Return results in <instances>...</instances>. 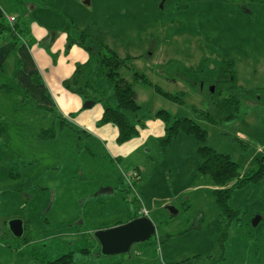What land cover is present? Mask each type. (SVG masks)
I'll return each instance as SVG.
<instances>
[{"label":"rangeland","instance_id":"obj_1","mask_svg":"<svg viewBox=\"0 0 264 264\" xmlns=\"http://www.w3.org/2000/svg\"><path fill=\"white\" fill-rule=\"evenodd\" d=\"M7 5L8 13L20 14L21 26L43 22L40 12L47 9L63 17L77 41L86 28L99 32L118 57L138 58L131 68L153 86L133 83L140 106L133 119L138 134L116 142L115 151L100 130L107 125L96 122L92 132L79 125L60 128L54 113L30 103L20 106L16 94L0 96L8 101L0 106L7 126L0 139V264H177L187 258L193 264H214L216 258L207 257L217 256L219 221L210 184L197 173L194 138L179 133L162 152L164 125L156 113L162 110L196 122L206 133L207 146L228 156L241 175L258 167L264 159V105L244 99L229 122L197 120L194 110L210 107L205 94L213 92V86H196L174 68L199 71L206 81L216 79L222 60L230 59L238 89L264 88V0H10ZM102 54L107 57L105 50ZM93 60L89 57L87 70L96 91L86 89L85 94L102 107L113 100V83L104 76L105 66ZM131 72L121 69L119 74L130 80ZM154 86L181 93V103L162 96ZM89 101H83V109H91L84 107ZM50 127L54 139H35V133ZM82 130L97 141L91 142ZM10 166L18 173L14 179L8 174ZM130 171H140L137 180H131L136 195L123 175ZM106 175L112 177L114 192L101 193L110 188L104 186ZM142 207L145 217L149 211L156 221L155 235L134 243L127 255L102 256L92 233L143 216ZM228 207L239 212V221L229 229L220 264H264V178L235 189ZM255 216L260 220L253 226ZM12 219L27 222L22 238L10 234L7 224ZM97 226L101 228L93 230ZM165 235L170 239L159 242Z\"/></svg>","mask_w":264,"mask_h":264},{"label":"trees","instance_id":"obj_2","mask_svg":"<svg viewBox=\"0 0 264 264\" xmlns=\"http://www.w3.org/2000/svg\"><path fill=\"white\" fill-rule=\"evenodd\" d=\"M22 30L19 29L18 20L10 26L4 18H0V36L6 34L13 42V48L19 41V36ZM93 43L90 47L85 45L87 51H91V57H94V62L100 66H105V77L113 83V100L102 103L103 114L99 121L100 125L111 124L118 131L117 142L123 143L134 138L138 134V130L133 123V119L137 116L140 106L137 103V95L133 89V83L145 84L153 86L149 79L131 68L129 60H122L111 51L103 42L99 32L86 28L80 32L79 42L81 40ZM78 42V43H79ZM92 49V50H91ZM107 52V57L102 54V51ZM101 57V60H99ZM179 65V64H175ZM174 65V66H175ZM88 65H78L74 71L73 77L65 81L63 86L78 94L83 101H89L85 94L86 89H94L90 81V70H87ZM176 67V66H175ZM127 69L131 72L130 80L121 77L119 71ZM176 75L181 78H186L196 86L202 84L213 86V92L207 91L206 99L210 107L206 111L194 110L196 119L207 121L212 124H221L229 122L236 118L239 113L242 100L246 99L249 102H254L264 105V88H256L253 90L242 91L236 86V78L234 71V61L230 59L222 60V67L218 77L212 80H203L200 77L199 71H193L185 68L183 65L174 68ZM155 91L162 96L172 99L175 102L181 103V93L175 95L162 91L159 87L154 86ZM204 90V89H203ZM225 93V97H223ZM220 99L217 96H221ZM91 104L94 100L90 98ZM31 100H29L30 103ZM93 101V102H92ZM99 101V100H98ZM156 117L164 125V135L159 140L160 150L165 152L170 141L179 133L189 135L194 138L196 145V155L199 160L197 172L200 176L209 180L212 185L211 195L214 199L217 219L219 221V229L217 231L215 247L217 248V256H208V259L216 258L214 264H220L225 260V244L228 238V233L231 225L239 221V212L228 207V201L235 189L245 186L250 183H257L264 178V159L258 161V167L255 170L249 171L245 175H241L238 166L235 165L228 156L216 153L206 144V133L201 127L191 119L176 118L166 111H158ZM7 132V126L0 118V139H4ZM55 137L53 127L41 129L35 133L36 140H51ZM10 179L18 176L11 167L8 171ZM138 173L135 172L134 179L137 180ZM131 202L136 201L135 197L129 198ZM171 235H165L160 238L159 242L167 241ZM66 259L71 258V254L66 255ZM195 259H200L196 256ZM69 261V260H68ZM59 264H69L64 260ZM177 264H193L191 259H184Z\"/></svg>","mask_w":264,"mask_h":264},{"label":"crops","instance_id":"obj_3","mask_svg":"<svg viewBox=\"0 0 264 264\" xmlns=\"http://www.w3.org/2000/svg\"><path fill=\"white\" fill-rule=\"evenodd\" d=\"M8 2L10 3V0H1L0 18H3L4 15H11L20 24V14L8 13L5 10L6 7L9 8ZM51 13L47 9H42L40 16L43 18V22L32 20L29 27L19 25L22 32L14 48L12 47V40L6 34L0 36V96L16 94L14 100L16 103L19 102L20 106L28 104L31 100L30 104L38 109L54 113L59 120L60 128L67 124L69 127L74 125L75 129H78L77 125H79L81 128L92 132V129L97 130L95 123L99 122L102 117L103 106L92 103L90 110L83 109V99L63 86L65 81L73 77L78 65H88L91 56L85 49V45L77 41V37L75 38L70 34L68 27L64 24L63 17L60 19L57 14ZM52 19L60 23L52 24L50 23ZM23 32L28 34V38L22 34ZM151 55L150 53L149 56ZM118 58L129 60V62L138 59L136 57ZM6 103L0 97V106ZM104 125L107 126L100 130L104 135L107 134L108 144L115 151L118 131L111 124ZM81 133L85 137L88 136L91 142L93 139L97 141L93 135H88L85 130L84 132L82 130ZM113 161L116 162V160ZM110 164L112 165V160ZM139 172L137 171V173ZM106 178L108 181L104 186L110 187L114 192L113 182L109 180L112 177L106 175ZM205 183L210 184L211 191L212 185L209 180L207 179ZM148 214L151 221L156 222L154 217H150L149 211ZM136 217H140V215L136 214L130 219ZM100 228L97 226L93 230Z\"/></svg>","mask_w":264,"mask_h":264},{"label":"water","instance_id":"obj_4","mask_svg":"<svg viewBox=\"0 0 264 264\" xmlns=\"http://www.w3.org/2000/svg\"><path fill=\"white\" fill-rule=\"evenodd\" d=\"M162 6V4H161ZM212 92V89H211ZM91 106L90 102H86L85 108ZM112 192V189H104L101 193ZM171 213L176 214L173 207H166ZM260 220L259 216H255L252 225L255 226ZM10 234L15 238H22L24 235V223L20 219H12L7 224ZM156 228L154 223L145 216L136 217L129 222L118 225L109 229H100L92 233L98 243L99 253L102 256L127 255L130 247L134 243L144 242L154 236Z\"/></svg>","mask_w":264,"mask_h":264},{"label":"built area","instance_id":"obj_5","mask_svg":"<svg viewBox=\"0 0 264 264\" xmlns=\"http://www.w3.org/2000/svg\"><path fill=\"white\" fill-rule=\"evenodd\" d=\"M3 18H4L5 22L10 26H12L16 21V18L14 16H11V15H4ZM123 175H124L128 185H129V187L132 189L133 193L136 195V192L133 190V182H131V180L135 177V172L130 171V172L125 173ZM140 214L143 216H146L147 211L145 210V208L142 207L140 209Z\"/></svg>","mask_w":264,"mask_h":264},{"label":"flooded vegetation","instance_id":"obj_6","mask_svg":"<svg viewBox=\"0 0 264 264\" xmlns=\"http://www.w3.org/2000/svg\"><path fill=\"white\" fill-rule=\"evenodd\" d=\"M23 223H24V235L23 236H25V234L27 233V222H25V221H23Z\"/></svg>","mask_w":264,"mask_h":264}]
</instances>
